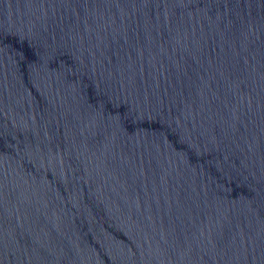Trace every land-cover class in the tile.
Here are the masks:
<instances>
[{
    "label": "water",
    "instance_id": "95a60500",
    "mask_svg": "<svg viewBox=\"0 0 264 264\" xmlns=\"http://www.w3.org/2000/svg\"><path fill=\"white\" fill-rule=\"evenodd\" d=\"M0 264H264V0L0 12Z\"/></svg>",
    "mask_w": 264,
    "mask_h": 264
}]
</instances>
